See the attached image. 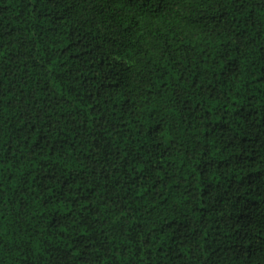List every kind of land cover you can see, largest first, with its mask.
Masks as SVG:
<instances>
[{"label": "trees", "instance_id": "16d2710c", "mask_svg": "<svg viewBox=\"0 0 264 264\" xmlns=\"http://www.w3.org/2000/svg\"><path fill=\"white\" fill-rule=\"evenodd\" d=\"M0 264H264V0H0Z\"/></svg>", "mask_w": 264, "mask_h": 264}]
</instances>
